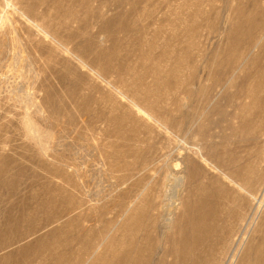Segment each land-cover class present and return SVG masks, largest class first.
<instances>
[{
  "label": "rangeland",
  "instance_id": "obj_1",
  "mask_svg": "<svg viewBox=\"0 0 264 264\" xmlns=\"http://www.w3.org/2000/svg\"><path fill=\"white\" fill-rule=\"evenodd\" d=\"M251 1L0 0V264H98L102 249L115 243L117 231L148 194L144 188L131 199L121 195L142 172L133 165L129 170L112 167L140 164L148 146L144 126L138 129L139 124L122 112L126 109L133 118H143L126 99L135 93L141 97L143 91L132 86L129 77L123 78L124 83L120 80L123 64L134 77L153 83L160 95L159 101L153 93L146 104L143 101L145 110L152 108L153 117L172 125L183 118L189 122L180 135L183 143L177 161L190 157L199 163L204 171L199 180L211 187L210 200L231 207L236 206L234 197L245 203L244 227L238 226L242 235L230 244L227 255L230 251L231 255L222 264L237 258L264 213V200L259 203L264 199V176L259 174L264 170L263 119L246 96L221 105V87L211 91V73L229 46L228 36L238 17L249 11L258 17L254 7L249 10ZM260 5L264 10V0ZM259 22L264 29V16ZM243 29L260 37L242 75L259 69L255 57L264 51V30L254 25ZM153 36H160L155 46L150 44ZM183 53L187 55L184 71L180 70ZM246 53L241 49L239 55L244 58ZM250 83L247 88L252 90L256 83ZM207 102L206 119L197 129L190 118L197 120ZM214 106L218 111H212ZM219 110L227 114H215ZM121 121L126 124L123 138L113 132ZM147 122L152 135L163 131L166 135L159 124ZM196 130L197 135L202 132L200 139L211 132L206 144L214 141L218 146L213 152H219L224 163L209 161L215 171L198 157L200 143L191 140ZM117 151L122 152L118 158ZM248 166L256 177L242 171ZM235 168L241 171L231 176ZM247 176L249 180L241 185L238 178ZM184 181L181 205L173 216L159 207L165 194L169 200L176 195V184L171 182L158 197L153 195L155 205L160 203L156 208L160 235L170 232L173 220L184 211L186 177ZM121 203L124 208L118 212ZM169 218L173 220L168 222Z\"/></svg>",
  "mask_w": 264,
  "mask_h": 264
},
{
  "label": "bare ground",
  "instance_id": "obj_2",
  "mask_svg": "<svg viewBox=\"0 0 264 264\" xmlns=\"http://www.w3.org/2000/svg\"><path fill=\"white\" fill-rule=\"evenodd\" d=\"M251 6L256 9L254 10L258 17L251 14L250 11L249 13L248 12H246L247 14L243 13L238 17L237 19L238 22L234 27L233 33H231V36H228L229 46L225 49V51L222 54V57L218 60L216 69H214V71L211 73L212 75H214L211 91H214V89L221 87L220 89L221 97L219 98L221 105L227 102L228 104L229 102L233 104L232 101L242 96H246L252 99L253 104L257 105L260 110V117L263 119V123L261 124L263 125L262 131H264V66H263L264 51L263 50L259 52L258 57H255L256 58L255 61L257 62L256 68L259 69H257L254 73L251 74L250 73H246L243 75L241 74V72L244 73V71L247 69L246 65L249 55L254 50V48L258 46L257 40L260 37V36H252L251 31L249 29L244 30L243 27L244 26L249 27L254 25L256 28H258L259 31L263 32L264 30L263 27H261V22L256 24V21L260 20V17L263 18L264 16V10L260 5V0H252L251 4L249 5V10ZM159 37L160 36H153L150 44L155 46V40ZM179 37L180 36H172V38L174 39H177ZM165 40H166V46H169L170 39L165 37ZM241 49L247 50L246 56L244 58L243 56L239 55ZM101 53L102 55H105L104 50ZM185 57H187V55L183 53L182 62L180 64V70L183 71L185 68ZM95 60L96 59H94V63ZM80 63L86 66V64H84L82 61H80ZM123 65L120 71L118 72L120 80L124 83L123 78L129 77L130 80L132 81V86H139V88H141V90L143 91V95H141V97L138 96V93H135L133 94L132 98H126V99H128L129 102L132 103L137 108L138 113L145 119L133 118L130 115L131 113H129V110L127 111L126 109H123L122 112L123 114H128L132 119H134L136 123L139 124L138 129L141 126L142 127L144 126V131L148 137V146L146 145L147 151L144 154V157L142 158L140 156L141 157L140 164L138 163H137L138 165H136V163L134 164L125 163L123 165L113 164L112 167L117 169L121 168V169L129 170L133 165L135 166V169L138 168V170L142 172L139 179L133 182V184L126 190V192H124L121 195H123L127 199H131L134 197V195H136L140 190L144 188H146V191L148 190V194L143 197L142 203L138 204L133 209L128 222L123 224L120 230L117 231L115 243L111 246H107L104 249H102L100 256L98 257V264H222V262L224 261L227 255L230 244L232 242H235L239 235H242L238 230V226L240 224L242 229L244 227L245 203L243 202V200L237 201L236 199H234L235 198L234 197L233 204H236L237 207L236 206L231 207L227 203H221L218 200L216 201L210 200V194H212L211 187L205 184V182H201L199 180L200 175L204 174V171L202 167L199 165V163L195 162L193 159H190V157L186 158L181 163L177 161L181 157L180 151L182 149L180 148L181 146L180 144L183 143L182 139H180V135L183 134L184 131H186L189 122L184 120L183 118V121L177 123L176 126L170 124V122H168L165 119H158L153 117L150 114L151 110L153 109L151 108L150 112H148L147 110L144 109L142 103L144 101V104H146L145 103L146 99H148V97L152 95V93L154 94V98H156L159 101L160 95L159 93L153 90L154 84L152 83L150 85L149 83L148 84L144 83L141 80L142 78L134 77L132 75L133 73L129 71L131 68L129 67L130 69H126V67ZM118 69L119 68H117V70ZM199 71L200 70H198V72ZM250 81L251 83L252 82L256 83V85H254V88L252 90L249 89V86L247 88V84ZM195 87L198 88L199 86H195ZM233 87H235V89L237 87L238 90L236 91L234 90L232 92L231 89ZM191 95L192 94H190V96ZM193 96H195L194 93ZM205 104L207 105L202 107V111L198 116L197 120L190 118L189 113H187L186 115L184 114L185 112L182 111V116L184 115L185 118L189 117L191 119V123H194L195 125L198 126L197 129L202 128L204 120L206 119L207 116L204 112L208 110L209 108L208 105L210 104L209 102ZM217 109H218L217 106H214L213 110L212 109L211 110L214 112ZM244 109L246 110L247 108ZM160 110L161 109H159V111ZM114 111H116V109H114ZM238 111H240V109H238ZM151 113L153 114V112ZM209 113L208 115H210ZM215 114L220 115L222 117L227 113L225 111H220L219 114L218 113ZM113 117H116V114ZM116 118L115 120H117ZM110 121L111 118L110 119L108 118L109 123H111ZM147 121H152L156 125L159 124L160 127H163L166 130V135L165 136L162 135L164 131L162 133L155 132L154 133L155 136L152 135L151 132H153V129L148 124ZM124 122L121 121V123H119L117 126L118 128L114 129L113 131L114 134L117 135L119 138H123L126 136L124 132H121L124 126L126 125V124L124 125ZM213 124H218V123L214 122ZM210 134H207L206 137L203 136V138L200 139V137L202 136V132L201 134L197 135V130H196L195 134H192L191 140L200 143L201 149L199 150L200 154H198V157L204 162V164L207 163L209 166H211V169H214L215 171L216 168L212 164L217 163L221 165L224 162L223 159L219 157V152H213L215 150H218V146L214 144L215 142L210 141V145L206 144L207 137ZM262 135L264 136V132ZM170 136H172L173 140H170V138H168ZM132 137H133L132 142L133 143L136 142V137L133 135ZM127 142L132 144V142L129 140H127ZM173 145H175V147L171 149ZM193 145L196 146L194 142ZM174 149L176 150V153L172 154ZM260 152L262 157V153L264 151H260ZM260 152L259 153L257 152L258 155L260 154ZM121 154H122L121 151H117L114 153V156L118 158ZM209 161L213 163L210 164ZM174 162L177 163L174 165L173 164ZM257 163L255 161V164ZM117 165L118 167H116ZM252 168H253L252 166H248L245 168V170L242 171L250 172L251 174H253L252 178H254L257 176V174L254 173ZM240 171H241L240 169L235 168L234 170H232V172H230V175L236 176L235 174ZM259 174H260V178L262 177L263 179L264 170H262L261 173ZM229 176L226 175L225 177L228 178ZM185 177L187 178L188 184L186 189V197L183 202L184 211L174 220L169 218L168 222L173 220L172 228L170 232L164 235H160L159 222H158L160 217L159 209L161 207H166L168 211L167 215L173 216L175 214V211L181 205L180 188L183 182H185L184 181ZM238 179L240 183H243L241 185H244L245 183H247L246 181L249 180L248 176L241 177ZM258 179H259V175H258ZM171 182L176 184L177 187L176 195L172 198V200H169L168 196L165 194L162 204L160 205L159 209L156 211V208L159 206L160 203L157 201V204L155 205V203L152 201L153 195L156 194V196L158 197L159 190L163 188L167 189ZM254 186H255V182H254ZM256 200H259V198H257ZM263 200H264L263 198L260 199L259 203L262 204ZM216 206L219 207L218 211L215 210ZM123 208H124V203H121L117 207V211L119 212ZM238 250L236 253L232 255V258L238 253ZM230 255H231V251L230 253H228L226 257V261H228ZM230 264H264V213L262 214L261 218H259V223L255 228V231L248 236L247 241L245 242L241 252L239 253L236 259L234 258L233 261H231Z\"/></svg>",
  "mask_w": 264,
  "mask_h": 264
}]
</instances>
